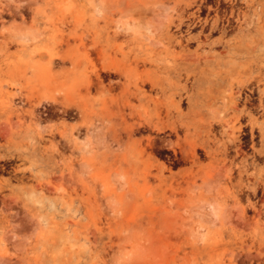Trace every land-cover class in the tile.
<instances>
[{"label":"rangeland","instance_id":"1","mask_svg":"<svg viewBox=\"0 0 264 264\" xmlns=\"http://www.w3.org/2000/svg\"><path fill=\"white\" fill-rule=\"evenodd\" d=\"M0 264H264V0H0Z\"/></svg>","mask_w":264,"mask_h":264},{"label":"bare ground","instance_id":"2","mask_svg":"<svg viewBox=\"0 0 264 264\" xmlns=\"http://www.w3.org/2000/svg\"><path fill=\"white\" fill-rule=\"evenodd\" d=\"M155 11V12H154ZM157 11L156 10H153V11H151V13H149L148 15H149V18L150 19H153V18H155V16H157L156 14L159 12L160 13V11H158L157 13H156ZM159 13H158V15H159ZM147 16V15H146ZM157 18V17H156ZM157 19H159V18H157ZM236 22H238V18H237V15H236ZM227 23V25L229 24V23H231V21L229 20V19H227V21H226ZM216 24V21H213L212 22V27H214V25ZM239 28H240V26H239ZM241 31V30H240ZM181 38V37H180ZM191 39H193V37H191V36H187L186 35V37L184 38V40L186 41V42H188L189 40H191ZM181 40V39H180ZM197 40H199V38L197 37ZM224 45H223V47H225L226 48V50H231L232 48H233V46H234V43L231 41V42H229V41H225L224 43H223ZM180 45H182V42H180ZM109 68L111 69V70H113L114 72H116V73H118L119 75H121V71L118 69V67H116L115 65H112V66H109ZM255 68H257V67H255ZM250 70H252L251 72H250V75H252L253 73H258L259 74V76L258 77H256L255 79L256 80H260V72H258V71H253L254 69H250ZM189 72H191L192 73V76L194 77V80L196 79V73L193 71V70H188ZM186 76L188 77V74H186ZM249 80V78L247 79V81ZM245 85V84H244ZM242 86H243V84L242 83H240V82H238L237 83V85H236V87H237V95H236V97H233L232 98V100H231V108L232 109H235V105H237V103H239V102H241L242 103V109L240 110V112H241V115H242V117H244V116H246L247 118H246V120H247V126L249 125V127H250V131H251V128H252V124H251V112H250V108L252 107V105H253V101H252V99H251V96H250V93L251 92H256L257 94H258V101L259 102H261V100H260V93H261V88L258 86V85H256V86H254V87H249L248 88V93L247 92H242ZM240 95H242L241 97H240ZM187 101H188V104H189V106H191L192 104H193V102H195V98L193 97H190V96H188L187 97ZM240 104V103H239ZM180 106V105H179ZM211 125V122H207V121H197V126H199L200 128H203V127H206V126H210ZM234 128H236V129H240L241 128V126H237V127H235V125H233L232 126V129H234ZM237 138V136H234V134H233V136L232 137H229V142L231 143L234 139H236ZM191 145V144H190ZM192 155H194V149L192 150ZM192 155H190V156H192ZM193 157V156H192ZM214 211V210H213ZM212 211V212H213ZM215 212V211H214Z\"/></svg>","mask_w":264,"mask_h":264}]
</instances>
